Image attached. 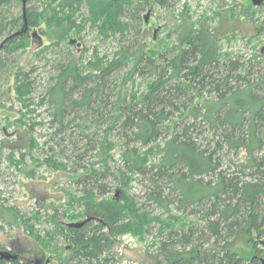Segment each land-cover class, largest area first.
<instances>
[{
  "label": "trees",
  "instance_id": "1",
  "mask_svg": "<svg viewBox=\"0 0 264 264\" xmlns=\"http://www.w3.org/2000/svg\"><path fill=\"white\" fill-rule=\"evenodd\" d=\"M37 1L0 0V79L13 77L16 99L32 92L29 72L13 71L34 38L30 28L53 21L64 32L36 55L68 44L63 37L86 20L104 36L118 35L121 44L107 59L84 62L72 54L65 62L56 61V74L40 99L50 111V127L56 125L52 136L66 135L71 121L84 137L92 126L105 127L98 140H87L95 162L79 165L80 174L70 172L83 185L81 195L70 197L61 217L57 205H47L52 212L47 229L40 226L41 214L3 204L0 222L19 223L51 252L63 246L57 264H114L118 237H144L151 225L158 236L149 264H262L264 245L256 244L264 235V48L247 58L220 54L219 32L184 16L167 26L168 37L175 35L173 43L151 36L147 44L138 40L124 46L133 30L146 35L141 30L148 29L149 16L142 13L168 6L166 0H41L35 9ZM81 6L88 16L77 24L74 16ZM236 6L244 10L235 12ZM249 9L233 1L230 17L252 19ZM137 79L141 88L134 90ZM28 142L30 151L38 148L32 135ZM79 142L71 146L78 149ZM115 143L120 150L113 161L109 151ZM20 157L15 160L11 153L9 162L22 164L25 154ZM31 159L64 171L55 153ZM111 162L115 166L108 174ZM24 175L34 177L33 169ZM108 175L111 187L118 188L117 198L104 196L112 188L99 181ZM133 181L144 186L142 198L131 192ZM74 204L79 211L69 213ZM86 218L80 227L67 226ZM237 237L252 244L249 254L227 246ZM0 264L32 263L15 259Z\"/></svg>",
  "mask_w": 264,
  "mask_h": 264
},
{
  "label": "rangeland",
  "instance_id": "2",
  "mask_svg": "<svg viewBox=\"0 0 264 264\" xmlns=\"http://www.w3.org/2000/svg\"><path fill=\"white\" fill-rule=\"evenodd\" d=\"M40 1L34 3L35 9L41 8ZM45 1L48 3V0ZM233 1L243 7L251 6L253 9L249 10L254 11L252 19L245 15L231 18L230 9ZM166 2H168V6L156 5L154 9L145 10L142 13V17L145 14L149 16L144 23L148 29L142 27L141 30H145L146 35L141 37V34L137 35V32L133 30L122 44L124 46L132 43L137 44L138 40L147 44L151 41V36L156 42L163 43L161 40H165L173 43L175 35L171 34L168 37L169 27L167 29V26L171 25L174 19L178 20L184 16L195 25L204 23L208 29L212 30L214 27V30L219 32L217 46L220 54L247 58L264 48V0L259 5H253L251 0H166ZM57 6L58 1L54 4L53 9L58 10ZM78 10L74 18L76 23L80 24L88 16V13L84 6ZM234 10L239 12L244 8L236 6ZM46 14L50 13L47 11ZM51 23V26L42 23L40 27L29 29L30 35L34 33L35 36L30 39V45L26 52L17 59L15 70H13L15 72L17 69H22L29 72L33 81L31 94L18 100L13 91V77L11 76L8 80L0 79V204L15 206L25 214L31 212L41 214L43 222L40 226L46 229L49 226L46 218L52 214L51 211H48L49 209L46 210L47 205H57L58 216L61 217V212L67 207L70 197L81 195L83 185L75 183L74 175L70 172L77 170V174H80L82 169L79 165L87 166L95 162L93 151L89 149L87 140L88 138H93V141L98 140L105 128L104 126H92L89 133L85 132L86 137H84L80 136L79 130L73 126L75 122L71 121L67 126L66 135L61 133L52 136L56 125L50 127V111L47 109V104L41 103L40 99L48 87L50 78L56 74L53 65L56 61L65 62L66 58L68 59L72 54L76 59L82 58L84 62L94 57L107 59L113 56L121 44L118 35L115 37L104 36L92 27L90 20H86L79 29L74 28L68 32L66 30L67 34L63 37V41L68 44L62 43L57 48H50L40 55H36V52L44 45L58 40L64 33L63 30L57 28L56 24H53V21ZM40 28H44V35L40 33ZM124 73L125 71L119 73L118 82L121 81V76ZM139 83L142 82L137 79L135 87H133L134 90L141 88ZM29 125H33L32 130H29ZM31 135L38 143V148L32 151L28 149V138ZM81 137L82 139H80ZM112 137L113 133L110 134V140ZM78 140H80L77 145L78 149H75L71 144ZM119 150V144L115 143V146L109 151L113 161L118 159ZM11 153L15 160L21 159L20 154H25L23 163L18 162L17 166L11 164L8 158ZM51 153H55L57 160L65 164L64 171L53 170L45 164L35 165L31 159V156L44 159ZM239 156L243 157L244 154L240 153ZM98 166L99 164L94 165L95 168H99ZM113 166L115 165L111 162L108 174L113 171ZM18 168H23V170L20 172L17 170ZM29 169L34 171L32 178L24 175V172ZM99 182L112 188L104 195L105 197L114 196L117 198L118 188L111 187L112 178L110 175L102 177ZM131 187L132 193L140 198L143 197L145 189L141 183L133 181ZM147 208L154 209L155 214L158 213V210L153 206ZM79 209V205L74 204L69 213L72 211L77 213ZM66 222L69 221L66 219ZM156 230L157 227L151 225L149 232L144 237L134 236L131 233L120 235L112 250L116 255L114 264L151 263L157 248L155 245L158 236ZM257 242L256 247L263 246L264 235L257 239ZM0 244L2 245L0 250L11 248L13 253L22 254V263L44 264L48 259V264H57L58 258L64 254L63 246L58 252L45 249L32 237L27 236L19 223L7 226L0 222ZM227 246L247 254L252 250V244L243 237H237ZM262 259L264 257H261L260 261ZM38 261L39 263H37Z\"/></svg>",
  "mask_w": 264,
  "mask_h": 264
},
{
  "label": "water",
  "instance_id": "3",
  "mask_svg": "<svg viewBox=\"0 0 264 264\" xmlns=\"http://www.w3.org/2000/svg\"><path fill=\"white\" fill-rule=\"evenodd\" d=\"M252 4L253 5H259L261 4L262 0H251ZM33 36H35V34L33 33ZM88 218L82 220V221H79V222H69L67 224L68 227H80L85 221H87ZM0 256L5 258V259H14V256L11 255L10 253H8V251H3V250H0ZM261 263L264 264V259L261 260Z\"/></svg>",
  "mask_w": 264,
  "mask_h": 264
},
{
  "label": "flooded vegetation",
  "instance_id": "4",
  "mask_svg": "<svg viewBox=\"0 0 264 264\" xmlns=\"http://www.w3.org/2000/svg\"><path fill=\"white\" fill-rule=\"evenodd\" d=\"M67 227V226H66ZM14 249V248H13ZM15 249H17V248H15ZM4 251H8V253H10L11 255H13L14 256V259H5V258H3V257H1L0 256V262H2L3 260H8V261H13V260H15V259H19V260H21V258H22V254H18L17 252H14L13 253V250L10 248V249H7V250H4ZM15 251V250H14ZM48 259L45 261V263L44 264H48ZM27 263H29V262H27ZM37 263H39V261L37 262Z\"/></svg>",
  "mask_w": 264,
  "mask_h": 264
}]
</instances>
